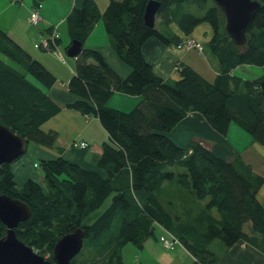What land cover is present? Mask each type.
Here are the masks:
<instances>
[{
    "label": "trees",
    "instance_id": "16d2710c",
    "mask_svg": "<svg viewBox=\"0 0 264 264\" xmlns=\"http://www.w3.org/2000/svg\"><path fill=\"white\" fill-rule=\"evenodd\" d=\"M106 1L100 12L93 0H83L65 17L68 39L81 44L67 86L76 99L65 107L96 118L107 141L101 144L95 171L62 157L39 160V180L17 185L11 164L0 165V194L29 210L27 220L14 229L16 239L51 262L56 241L81 228L82 252L69 264H124L122 248L131 244L141 249L157 228L178 241L192 264H219V255L240 241L264 255V209L256 199L263 178L238 156L225 160L197 141L179 148L165 135L187 114L197 113L221 136L234 123L264 145V98L259 90L264 78V0H256L260 8L242 47L224 33L222 14L211 0H156L151 28L142 21L149 0ZM33 7L39 9L40 2L34 1ZM99 19L116 57L130 70L123 78L99 52L82 47ZM201 23L211 30L204 49L217 63L213 81L180 64L177 80L157 77L142 57L143 44L154 39L179 48ZM245 65L263 68L262 75L243 79L231 74ZM53 82L41 64L0 31V125L26 146L54 144L56 135L40 130L59 110L43 91ZM114 93L140 100L124 113L106 106ZM108 199L102 212L86 223ZM4 231L0 224V237ZM210 245L218 251H210Z\"/></svg>",
    "mask_w": 264,
    "mask_h": 264
},
{
    "label": "crops",
    "instance_id": "0c3cea01",
    "mask_svg": "<svg viewBox=\"0 0 264 264\" xmlns=\"http://www.w3.org/2000/svg\"><path fill=\"white\" fill-rule=\"evenodd\" d=\"M34 1L36 0H21L17 4H10L7 0H0V31L14 41L31 59L41 64L53 77L54 82L51 87L43 91L59 107V110L54 116L40 125L42 132L56 135L52 147L47 148L31 144L30 148L26 147V150H29L27 161L25 160L28 165L26 166L22 160H18L11 165L13 181L17 185H21L26 179L39 180L40 175L34 174L31 167H29L31 163L36 164L39 160L62 157L85 170L95 171V162L100 155L101 144L107 141L106 134L96 118H85L76 110L65 107L76 99L67 89L69 81L74 77V62L65 63L59 50L61 42L59 34L54 49L43 50L39 43L37 50L41 52H33L31 50L30 47H35V44L33 43L34 45L30 46L28 41L33 38L41 40V37H37L34 32H30L26 28V25H29L27 20ZM38 1L40 2L38 12L42 19L40 24L46 27L38 30V33L43 38H47V29L54 27L58 32V26L61 24L65 25V17L72 9L79 8L83 0ZM93 1L95 2L96 0ZM45 8L47 9L46 13L44 11ZM53 11L54 13L50 14ZM96 24L83 42L82 47L99 52L107 66L118 76L122 78L127 76L130 70L116 57L108 37L106 36L107 38H105L101 33L96 34L100 37H96L93 34ZM171 29L178 37L183 38V35L174 27L171 26ZM210 36V27L206 23H201L195 26L185 38V40L197 44L202 49H200V53L193 48H185L182 45L179 48L173 45L163 46L156 40L149 39L143 44L141 54L143 59L151 66L153 73L162 80H177L176 65L180 64L188 66L207 82H212L216 75L217 63L213 60L210 64L208 58L204 57V45L208 42ZM27 49L32 51L33 55ZM54 56H57L56 59L60 64L55 63L57 60L53 58ZM62 60L65 66H61ZM261 70L262 68L259 67L245 65L236 67L231 71V74L243 79H255L260 76L259 71ZM114 94H117L121 101L126 99L122 98L124 94ZM125 97L131 98L132 103H134V97L136 96L125 95ZM109 108L113 109V107ZM165 135L179 148H185L189 142L197 141L215 156L225 160L238 156L244 164L249 165L251 170L264 180V145L253 142L251 137L242 129L239 130L237 126L229 124L226 134L221 136L213 131L199 114L189 113ZM79 141L85 142L87 148L80 150L71 147L73 142ZM256 199L264 209V182L257 191ZM157 230H159L160 236L162 229L157 228ZM248 230L249 224L243 225V232L247 233ZM176 253L179 258L181 256L183 258L189 257V264L193 263L192 257L182 246H180V251H176ZM158 262L159 264H184L183 262L178 263L174 257L167 254H161ZM218 263L264 264V255L240 241L229 249L224 250L219 255Z\"/></svg>",
    "mask_w": 264,
    "mask_h": 264
},
{
    "label": "water",
    "instance_id": "95a60500",
    "mask_svg": "<svg viewBox=\"0 0 264 264\" xmlns=\"http://www.w3.org/2000/svg\"><path fill=\"white\" fill-rule=\"evenodd\" d=\"M223 17V31L236 47H242L250 23L260 8L256 0H211ZM159 2L149 0L143 9L142 21L151 28ZM81 44L71 40L65 55L74 58L80 53ZM259 90L264 98V78L259 81ZM25 141L0 125V165L11 164L25 153ZM29 217L27 206L0 194V224L4 235L0 237V264H69L79 254L83 242V230L78 228L59 238L52 248V262L34 253L31 248L18 241L14 229Z\"/></svg>",
    "mask_w": 264,
    "mask_h": 264
},
{
    "label": "rangeland",
    "instance_id": "374dc122",
    "mask_svg": "<svg viewBox=\"0 0 264 264\" xmlns=\"http://www.w3.org/2000/svg\"><path fill=\"white\" fill-rule=\"evenodd\" d=\"M97 1V2H96ZM95 3L98 7V10L100 12H102L104 10V7L106 6L107 4V1L106 0H96ZM7 2L9 3V1L7 0ZM11 4V3H10ZM61 8H64V7H61ZM45 13L47 12V9L45 8ZM43 13V12H42ZM53 12H51L50 14H53ZM98 24H96V27L93 31V34L96 36V37H100V36H97L96 34L97 33H101L105 38L106 37V34L103 30V27H102V19H99L98 21ZM96 22V23H97ZM98 26V27H97ZM26 28L27 30H29L30 32H34V34H36L37 37H41V40H36L35 38H33L32 40L28 41L29 45L32 46V44L34 43L35 44V47H30L31 50L33 52H41L39 50H37V47H38V44L40 43V47L43 49L42 45L45 43V40L47 38H43L41 35H39L38 33V30H41V29H45L46 27L43 25V24H40V26H37V27H32L30 25H26ZM58 34L60 36V39H61V42L59 44V50H60V53L62 54L63 58H64V61L65 63L66 62H74V58H69L65 55V49L68 45V43L70 42V40L68 39V35H67V31H66V27L64 24H61L58 26ZM39 41V42H38ZM33 44V45H34ZM33 48V49H32ZM29 49H27L28 51ZM30 54L33 55L31 52ZM28 52V53H29ZM205 54V55H204ZM204 57L205 58H208V62L211 64V62H213V58H211L208 54V51L207 49H204ZM54 59L57 58V56H54L53 57ZM3 59V58H2ZM57 60V59H56ZM64 61L62 60L61 62V66H63L64 64ZM9 65H12V67H14L15 69H17L19 72H22L20 70V68L14 64H11L9 63L8 61H6ZM55 63H59V61L57 60ZM60 64V63H59ZM60 66V65H58ZM65 66V65H64ZM263 70V68H262ZM262 70L259 71V75L261 76L262 75ZM250 76V75H249ZM259 76H257L258 78ZM118 95L117 94H114L113 96H111L110 100L107 102L106 106L107 107H113V109H117V110H120L121 112H128L130 111L133 107H135L138 103H139V100L140 98L139 97H134V103H132V99L129 98V97H125V95L122 96V98H126V99H122V101L117 97ZM132 103V104H131ZM232 126H237L236 124L234 123H230ZM238 127V126H237ZM240 130V128H239ZM31 144H28L26 147L27 148H30ZM28 152L29 150H25V153L20 156L18 159H16L15 161H13L11 163V165L18 161V160H22L23 162H25V160L27 161V155H28ZM37 162V161H36ZM26 166L28 165L27 162H25ZM32 164V163H31ZM30 164V165H31ZM10 165V166H11ZM29 165V167H31ZM32 171L34 174H39L40 175V172L38 170V168L34 169L32 168ZM109 202V199L107 201H105V203L103 204V206L101 208H99L98 210H96L95 212H93L87 220H85L86 223H90L100 212H102V210L107 206ZM162 231V230H161ZM160 235H163V233L161 232ZM159 237V230H155L154 231V235L152 237H149L147 238L143 244H145L144 246L142 245V248L141 249H137L135 248L133 245L131 244H126L122 250H121V258L124 262V264H159L158 262V259L160 257L161 254H167V255H171L172 257L175 258V260L178 262V263H181L183 262L184 264H189L190 263V258L187 257V258H183L182 256L179 258L177 256V253L176 251H180V246L179 245H175V247L173 248V250H170V251H166L164 249H162V247L160 246L157 238ZM208 249L212 252H216L218 251V247L216 246H213V245H210L208 247ZM32 250V249H31ZM34 253H36L34 250H32ZM81 251V250H80ZM82 252V251H81ZM48 255H44V258H47ZM76 258L79 257V256H75ZM183 258V260H182ZM52 262V261H51Z\"/></svg>",
    "mask_w": 264,
    "mask_h": 264
},
{
    "label": "built area",
    "instance_id": "2783aa9c",
    "mask_svg": "<svg viewBox=\"0 0 264 264\" xmlns=\"http://www.w3.org/2000/svg\"><path fill=\"white\" fill-rule=\"evenodd\" d=\"M11 4H17L19 3V0H9ZM42 19L39 15L38 8H35L32 6L30 12H29V17H28V24L32 27H37L41 23ZM58 32L57 30L53 27L50 29V32L47 35V39L45 40V43L42 45L43 48H46L48 46H51L52 49L55 48V43L58 40ZM185 48H193L197 50V52L200 53V47L197 44H194L193 42L186 40L184 43H182ZM71 147L73 148H78L80 150H83L87 148V144L85 142L79 141V142H73L71 144ZM32 168L36 169L37 164H32ZM163 235H160L157 240L162 247V249L166 251L172 250L175 245H179L178 241L175 240L168 232L162 230Z\"/></svg>",
    "mask_w": 264,
    "mask_h": 264
}]
</instances>
